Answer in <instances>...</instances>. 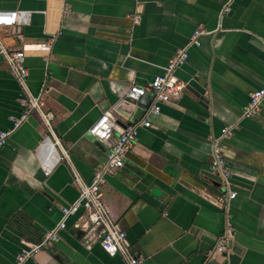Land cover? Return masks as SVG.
Masks as SVG:
<instances>
[{
    "label": "crops",
    "instance_id": "1",
    "mask_svg": "<svg viewBox=\"0 0 264 264\" xmlns=\"http://www.w3.org/2000/svg\"><path fill=\"white\" fill-rule=\"evenodd\" d=\"M0 11L30 13L27 23L0 28V40L25 51L29 88L44 95L69 156L57 162L42 149L36 113L0 148V264H15L62 222L59 240L28 264H125L87 237L83 209L67 219L62 210L80 197L75 174L90 185L121 131L153 106L150 95L130 102L129 88L164 75L199 28L207 34L177 72L183 96L139 130L124 167L107 176L104 203L143 264H264V104L257 118L243 116L250 93L264 88V0H0ZM21 94L0 56V132L13 129ZM108 111L118 128L103 143L89 129ZM214 145L238 193L229 206L209 178ZM229 227L228 253H215Z\"/></svg>",
    "mask_w": 264,
    "mask_h": 264
},
{
    "label": "built area",
    "instance_id": "2",
    "mask_svg": "<svg viewBox=\"0 0 264 264\" xmlns=\"http://www.w3.org/2000/svg\"><path fill=\"white\" fill-rule=\"evenodd\" d=\"M65 1V0H63ZM70 13L68 10L65 12ZM30 13L19 11H0V28H10L16 25L27 23ZM142 17L136 15L134 24L139 25ZM207 34L203 28L197 29L191 37L188 46L181 50L176 58L172 60L166 68V73L156 77L146 86H140L134 83L126 93L127 99L139 104L144 97L151 95L154 104L145 115V118L139 124L128 125L121 131L117 138L116 145L108 155L107 162L102 170L94 175L90 185L83 182L78 174L74 176V183L79 189V199L63 208L64 218L75 215L81 209L84 211L81 229L87 237H93L92 243L99 244L103 250L110 256H121L125 264H143L145 257L134 251L128 243L127 233L111 218L104 203L103 186L106 184L107 176L113 174L125 165V158L128 150L136 143L141 128L149 129L152 127L151 116L159 115L162 105L171 99H180L186 89V83L182 81L177 72L185 66L189 58L191 47L201 46V36ZM0 56H3L8 63L14 79L21 87V97L19 104L21 113L19 116H12L13 129L0 132V148L7 145L13 131L23 126L31 114L36 113L41 118L45 127L46 136L42 143V149L47 150L48 155L55 157L57 162L68 161L69 156L63 149L61 141L55 134L54 122L56 117L54 113L45 109L44 95H34L28 85L29 71L25 65V51L9 50L0 40ZM264 104V88L250 93V100L244 109V119H255L260 115L261 107ZM118 128L117 118L113 111H108L89 129V134L103 143H108ZM239 124L226 127L222 131L224 139L231 138ZM61 151V155L59 154ZM211 172L219 176L222 180L223 195L221 204L229 206L232 200H235L238 193L231 189L230 181L232 179V170L219 151L217 145H214L213 160L210 166ZM51 169L45 166V175H50ZM66 225L62 222L57 228L44 234L39 244L30 246L22 250L18 255L15 264H28L29 260L36 254L51 249L60 238V231L64 230ZM233 236V231L229 227L225 239H222L215 253H228V241ZM214 253V254H215Z\"/></svg>",
    "mask_w": 264,
    "mask_h": 264
},
{
    "label": "water",
    "instance_id": "3",
    "mask_svg": "<svg viewBox=\"0 0 264 264\" xmlns=\"http://www.w3.org/2000/svg\"><path fill=\"white\" fill-rule=\"evenodd\" d=\"M209 178L212 179V180H214V181H216V182H218V183H221L222 184L221 178L219 176H217V175H209ZM153 194L159 197L160 194H161V191L159 189L155 188L154 191H153Z\"/></svg>",
    "mask_w": 264,
    "mask_h": 264
}]
</instances>
